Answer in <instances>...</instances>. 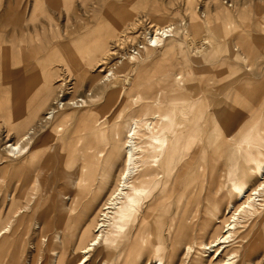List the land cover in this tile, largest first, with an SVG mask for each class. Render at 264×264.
Masks as SVG:
<instances>
[{"label":"bare ground","instance_id":"1","mask_svg":"<svg viewBox=\"0 0 264 264\" xmlns=\"http://www.w3.org/2000/svg\"><path fill=\"white\" fill-rule=\"evenodd\" d=\"M130 1L124 0L116 16L109 11L98 16L100 11L94 10L93 28L49 52L47 61L62 63L77 84L62 72L60 84L53 87L52 71L37 73V65L31 81L32 73L21 70L27 60L22 51H0L1 114L16 132L6 156L2 140L6 145L12 139L0 136V166L5 165L0 169V264L8 258L9 264L18 259L26 264L22 231L30 228L31 236L44 242L40 218L50 243L42 264H67L70 256L77 258L74 264H90L93 256L102 259L100 264H123L119 261L124 257L139 264L149 254L145 264H249L255 256L260 257L255 264H263L264 63L255 58L248 32L231 39L227 31L251 8L231 14L212 0L208 21L222 32L212 45L220 50L218 60L185 62L179 73L177 64L164 65L159 93L151 88L149 95L131 96L118 85L129 64H112L124 58L128 35L137 27ZM259 1L255 8L263 34L264 0ZM5 2L8 17L14 4ZM71 2L33 0L30 11ZM152 18L158 24L168 21L161 10ZM5 25L10 26L8 19ZM183 33L175 29L159 49L181 42ZM171 51L167 47L161 56ZM201 56L198 51L196 58ZM92 68L99 83L119 87L97 104L98 98L78 95L76 88ZM224 70L238 73L222 85L224 94L214 98L205 77ZM259 77L255 91L238 94L241 79L252 87ZM121 93L123 101L114 103ZM66 129L62 141L58 134ZM29 264H38L34 256Z\"/></svg>","mask_w":264,"mask_h":264},{"label":"rangeland","instance_id":"2","mask_svg":"<svg viewBox=\"0 0 264 264\" xmlns=\"http://www.w3.org/2000/svg\"><path fill=\"white\" fill-rule=\"evenodd\" d=\"M13 1V7L11 13L9 12L8 17L2 5H0V51H3L6 47H14L15 54L17 51H22L23 56H27V60L24 59L23 67L21 68L22 73L25 75L30 71L32 73L31 81H35L32 68L34 65H37V73L44 72V69L52 71L53 77L51 79V84L53 87L59 85L58 82L61 78L62 72H66L76 83V78L65 66H61L62 63L52 65L47 61L49 52L53 50H59L61 45L66 44L68 41L69 44H72L74 40H77L80 37V34L84 33L88 28L91 29L94 27L96 19L94 18V10L100 11L99 15L109 11V15H118L120 11L124 9V0H72L70 6H65L64 4H57L50 6L47 9L37 10L35 13H31L30 7L33 0H11ZM130 9H134V20L137 24L136 29L132 34H129L128 42L126 41V49L121 53V56L124 54V58H127L128 50L135 43L140 41L142 35L147 31L149 26L155 27H165L172 26L174 29L180 28L184 30L182 34L181 42L174 43L170 45L171 42H167L165 46L160 50L148 51V53L143 57L142 60L138 61H123L122 58L113 61L112 64L117 61H123L129 64V67L126 71L120 74L121 84L124 86L131 96H136L139 94L149 95V89L154 88L153 93H159L161 89L158 83L161 81V68L165 65L177 64V69L175 72L179 73V69L183 63L196 62L197 64L204 65L206 62H215L220 54V50L215 51L212 48L215 43H219L222 32L215 30L214 25L209 24L208 19L212 16V0H131ZM217 6L223 8L224 10L234 14L238 8H251L252 12L247 13L243 20L236 19L232 24L229 37L234 39L238 34L243 32H248L251 35V43L254 42L256 45L255 57L258 59V62L264 63V33L262 34V19L259 17V12L255 8L257 5H261L259 0H217ZM126 7V5H125ZM109 8H113L110 10ZM155 10H161V12L168 16V21L166 23L158 24L154 22L152 14ZM114 11V12H113ZM119 11V12H118ZM98 13V12H97ZM112 13V14H110ZM7 19L10 26L6 27ZM198 23L199 27H193ZM225 29V26H224ZM237 31L238 33L236 34ZM126 33V32H125ZM20 34V36H19ZM224 36L225 33H224ZM205 39V40H204ZM111 43V42H110ZM112 44V43H111ZM110 44V45H111ZM253 45V46H255ZM174 46V48L172 47ZM217 46V45H216ZM168 48H171L170 56H161L162 52ZM219 48V47H218ZM14 49H12V52ZM200 51L202 56L196 58V53ZM1 55V54H0ZM159 64L155 63V60H160ZM12 66L10 67L11 75L15 70L13 65L14 60H11ZM32 63V67L31 64ZM50 64V67L49 65ZM156 64V65H155ZM1 66V58H0ZM49 69H48V68ZM3 70V69H2ZM39 71V72H38ZM0 67V76L1 73ZM238 72L235 71H222V73L213 76H206L210 81V95L214 98L220 97L224 94L222 91V85L225 82H231L233 78L237 75ZM91 77L93 81L91 82ZM17 77H11L9 80H13ZM41 78V76L39 77ZM203 78V77H202ZM1 79V78H0ZM28 79V78H26ZM8 80V79H7ZM220 80V81H219ZM240 82L241 91H238V94L243 96L255 91L261 81V77L256 78L257 83L254 86H249L244 83V78ZM141 82L142 85L139 86L138 82ZM37 83V82H35ZM40 79L38 80V84ZM0 84H2L0 82ZM77 84V83H76ZM75 84V85H76ZM99 84V87H98ZM239 86V84H237ZM236 86V87H237ZM101 87V88H100ZM79 93L78 95L89 96L91 98L99 99L98 102H104L105 99L113 93L116 89H119L118 86L112 85L110 82L99 83L97 79V71L91 69L89 76L84 78L81 82L76 85ZM215 89V90H214ZM89 90V91H87ZM234 90V88H233ZM246 90V91H245ZM243 91V92H242ZM124 94L121 93L116 96L113 100L114 103H121L124 99ZM263 94V93H262ZM5 97L6 94L4 95ZM6 99V98H5ZM10 99V98H9ZM80 100V98H77ZM76 100V101H79ZM93 103V102H92ZM91 102L89 105L92 104ZM80 107V105L77 104ZM81 109L79 111H84ZM2 111H4V106L0 107V136H9L8 138L12 139V142H7L4 145L2 140L1 150L5 152L3 155H8L6 147L13 143V138H15L16 132L13 127H8L2 117ZM10 111V110H8ZM111 114V113H110ZM109 114V115H110ZM113 114V113H112ZM111 114V115H112ZM42 113L38 116L41 117ZM66 129L63 132V135L59 139L64 141L66 137ZM44 131L41 135L46 134ZM81 142V141H80ZM65 144V142H63ZM76 147L80 148L81 144H76ZM6 148V149H5ZM4 149V150H3ZM6 150V151H5ZM68 160L66 156L65 161ZM5 165H1L0 169L4 168ZM0 190L2 188L0 187ZM39 223L41 224L43 230L39 235L42 238L45 237V241L40 243L37 235L34 237L31 236L32 229L26 228L22 231L23 239L22 245L25 249V255L27 257L26 264H29L30 257L34 256V262L42 264L44 260L48 258V247L50 245L48 238V230L46 228V222L40 218ZM30 227V226H29ZM41 231V230H40ZM34 234V230H33ZM48 239V241L46 240ZM166 246L167 243H164ZM36 248V249H35ZM25 257V256H24ZM180 257V253H179ZM152 258V255H145L142 260H139V264H145ZM67 264H74L77 260L75 256L66 257ZM100 258L97 260L93 256L90 260V264H100ZM7 261V262H6ZM16 264H21L22 260H14ZM260 261V257L255 256L252 258L249 264H255ZM120 263L130 264V259L123 258ZM10 260H5V264H9ZM153 264V262L151 263ZM264 264V262H263Z\"/></svg>","mask_w":264,"mask_h":264},{"label":"built area","instance_id":"3","mask_svg":"<svg viewBox=\"0 0 264 264\" xmlns=\"http://www.w3.org/2000/svg\"><path fill=\"white\" fill-rule=\"evenodd\" d=\"M174 30L175 29L172 26H167L163 28H156V27L153 28L149 26L147 31L142 35V38L140 39V41L135 43L128 50V53H127L128 57L127 58L122 57L123 61L142 60L143 57L148 53V51L159 49L162 43L173 35ZM78 105L81 106L80 103H78Z\"/></svg>","mask_w":264,"mask_h":264},{"label":"crops","instance_id":"4","mask_svg":"<svg viewBox=\"0 0 264 264\" xmlns=\"http://www.w3.org/2000/svg\"><path fill=\"white\" fill-rule=\"evenodd\" d=\"M5 3H6L5 0H1V1H0V5H2V8L5 7Z\"/></svg>","mask_w":264,"mask_h":264}]
</instances>
